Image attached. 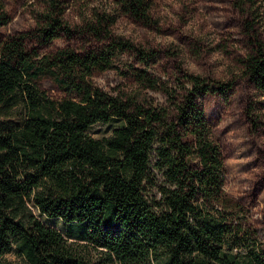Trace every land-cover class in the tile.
I'll list each match as a JSON object with an SVG mask.
<instances>
[{
	"label": "trees",
	"instance_id": "trees-1",
	"mask_svg": "<svg viewBox=\"0 0 264 264\" xmlns=\"http://www.w3.org/2000/svg\"><path fill=\"white\" fill-rule=\"evenodd\" d=\"M112 2L72 25L62 0H45L32 33L0 39V264H9L10 251L25 264H264V241L224 190L221 146L200 101L212 92L227 97L234 80L180 68L172 80L153 74L161 50L112 30L121 14L150 23L151 0ZM10 19L0 0V26ZM76 35L90 45L41 51ZM248 45L241 76L259 98L245 112L264 134V39L253 33ZM125 54L141 67L120 68ZM107 69L140 89L95 85L93 73ZM42 75L61 97L38 85ZM96 122L111 123L109 133L92 136Z\"/></svg>",
	"mask_w": 264,
	"mask_h": 264
},
{
	"label": "rangeland",
	"instance_id": "rangeland-1",
	"mask_svg": "<svg viewBox=\"0 0 264 264\" xmlns=\"http://www.w3.org/2000/svg\"><path fill=\"white\" fill-rule=\"evenodd\" d=\"M2 1L11 19L0 26V39L9 34L32 33L36 15L43 10L45 0ZM62 4L64 18L72 25L88 17L93 9H113L112 0H62ZM149 11L150 23L121 14L112 30L136 44L161 50L156 63L149 68L153 74L172 80L180 68L222 81L234 80L227 97L212 92L204 94L200 101L221 146L226 166L224 190L245 208L247 222L257 238L264 241V134L251 125L245 112L248 102L259 97L241 76V60L249 51L248 39L253 33L264 39V0L250 3L240 0H151ZM30 44H34L33 39ZM65 44L80 49L89 46L90 42L80 35L71 40L60 37L51 40L41 51ZM127 62L141 67L126 54L117 65L123 69ZM92 82L108 92L140 89L132 79L115 69L95 71ZM37 83L54 98L63 95L47 75H42ZM145 93L157 101L163 98L158 92L141 88V94ZM110 126L111 123L96 122L89 126L88 132L100 137L109 133ZM33 210L45 224L63 228L59 218ZM89 251L92 260L99 258L95 249L89 248ZM5 260L9 264H25L13 251L5 254Z\"/></svg>",
	"mask_w": 264,
	"mask_h": 264
}]
</instances>
